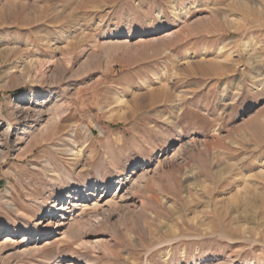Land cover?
<instances>
[{
	"label": "rangeland",
	"instance_id": "374dc122",
	"mask_svg": "<svg viewBox=\"0 0 264 264\" xmlns=\"http://www.w3.org/2000/svg\"><path fill=\"white\" fill-rule=\"evenodd\" d=\"M0 230V264H264V0H0Z\"/></svg>",
	"mask_w": 264,
	"mask_h": 264
},
{
	"label": "bare ground",
	"instance_id": "6f19581e",
	"mask_svg": "<svg viewBox=\"0 0 264 264\" xmlns=\"http://www.w3.org/2000/svg\"><path fill=\"white\" fill-rule=\"evenodd\" d=\"M65 152L67 153V152H69V150H65ZM49 169V164H48V162L47 161H44V163H43V170L44 171H46V170H48ZM9 190H7V192H6V194H5V197L3 198V203L4 204H7V197L9 196ZM71 194H76V192L74 191V190H71ZM69 198H72L73 199V197H69ZM10 206V205H9ZM11 207V206H10ZM1 210L3 211V209L1 208ZM24 217H28L27 215H25ZM50 226V225H49ZM8 233H10V236H9V238L10 237H15V235L18 233V230L16 229V228H13V229H11V230H9L8 231ZM2 234V230H0V235ZM1 239V238H0ZM6 241H10V239H7L6 238V240H5V242ZM4 242V243H5ZM36 251V250H35Z\"/></svg>",
	"mask_w": 264,
	"mask_h": 264
}]
</instances>
